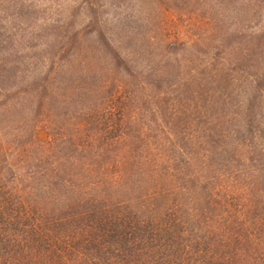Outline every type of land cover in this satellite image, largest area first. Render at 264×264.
<instances>
[{
  "label": "rangeland",
  "instance_id": "1",
  "mask_svg": "<svg viewBox=\"0 0 264 264\" xmlns=\"http://www.w3.org/2000/svg\"><path fill=\"white\" fill-rule=\"evenodd\" d=\"M9 36L0 187L62 169L119 197L191 179L238 215L264 200V0H0Z\"/></svg>",
  "mask_w": 264,
  "mask_h": 264
},
{
  "label": "trees",
  "instance_id": "2",
  "mask_svg": "<svg viewBox=\"0 0 264 264\" xmlns=\"http://www.w3.org/2000/svg\"><path fill=\"white\" fill-rule=\"evenodd\" d=\"M10 37L0 40L1 86L15 71ZM112 60L121 63L115 54ZM61 170L46 174L43 189L0 187V264H264L261 198L246 200L238 215L191 179L174 197L150 190L119 197L102 175L75 187ZM17 176L9 170L3 179Z\"/></svg>",
  "mask_w": 264,
  "mask_h": 264
}]
</instances>
